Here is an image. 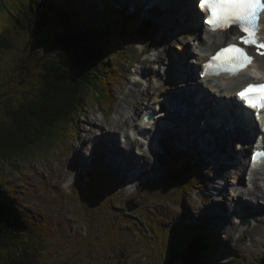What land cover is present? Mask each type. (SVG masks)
<instances>
[{
  "label": "rangeland",
  "instance_id": "1",
  "mask_svg": "<svg viewBox=\"0 0 264 264\" xmlns=\"http://www.w3.org/2000/svg\"><path fill=\"white\" fill-rule=\"evenodd\" d=\"M29 1L34 7L42 2ZM4 2L5 0H0V7H3L0 15L6 18L8 11L4 9ZM86 2L90 3L87 6L89 10L97 8L104 12L113 6L119 13L126 4L124 0ZM6 3L13 11L16 7L26 5V0H6ZM126 9L127 21L122 30L125 32L123 36L127 48L123 50V57L119 60L111 59L112 75H105L107 84L104 93L100 96L97 93L92 99L87 98L84 109L66 126L56 128L53 131V139L39 149L34 148L32 154L0 163V178L4 182L5 190L18 198L23 211L30 213L32 220H43V225L38 227L37 223L29 228L32 230L31 234L35 231L40 239L36 242L42 248V254L38 256L40 264H183L184 257L185 261L191 262L192 256H186L184 240L193 235L189 227L192 221L208 224L212 237H216L218 246L211 252L215 256L213 260L217 262L213 263L264 264V249L258 253L252 251V245L249 246L252 239L256 242L260 239L264 241L260 230H250L258 222V216L249 217L250 223L234 222L233 213L236 211L232 210H226L230 212L231 218L226 219V215H217V218L211 216L212 208L213 211L216 207L221 208L209 194L212 179L216 176V167L219 169L218 181L227 174L225 180H222L225 189L219 190L223 191L227 201H232L242 194L250 198L248 187H253L258 182L252 184L253 175L244 176L243 172V184L238 185L237 178L240 173L237 170L243 165V162L235 159L240 161L239 155H236L242 151L239 149V143L233 145L230 141L227 142L225 153L220 152L221 147L212 145L213 157L211 154L201 152L200 155V152L194 151V145L190 144L195 139L192 131L184 138L175 132H160L158 137L162 141L159 145L154 138L151 140L154 142L153 146L159 150H149L150 145L147 144L137 147L138 153L145 152L149 155L148 161L146 158L138 159L137 165L127 169L128 172H125L118 160L108 161L109 154L105 148L93 144L95 139H101L102 131L115 127V132H119L128 116H133L139 122V114L134 110L130 111L133 108H140L139 112L141 109L144 111L150 102L155 104V88L145 86L143 80L141 86L134 85L138 75L141 78L147 77L149 82L157 83L164 55L167 58L172 50L182 53L186 45L191 51L187 56L188 60L198 56L199 50L195 40L187 33L183 40L182 36L174 39L173 31L180 33V21H172L171 17L155 18L152 16L155 10L152 13L144 12L142 17L140 13L138 16V10L134 11L133 6ZM18 10L19 8L12 16L8 31L0 27L4 29L1 30L4 35L0 41H12L11 47L0 49V124L7 120L8 112L12 108L17 107L27 96L36 93L44 63L52 62L54 58L51 44L54 31L42 30L36 37H31L26 29L18 27L20 24L16 23V17L21 15L23 22L25 15L22 11H28ZM38 11H42V6ZM169 21L175 23V30H165L166 23L170 24ZM142 25L150 28L146 29L143 35H139L136 30ZM152 27L160 29L156 34L157 47L154 50L145 48L146 42L141 41L145 35L151 33ZM59 30L61 31L62 27L59 26ZM183 30L188 32L186 28ZM131 31L134 34H128ZM136 38L140 41L135 42ZM146 58V64H143ZM168 81L167 76H164L163 84L166 85ZM171 82L176 83V78ZM179 83L180 79L177 87ZM149 133L155 135L156 131L151 130ZM202 133H198V138H201ZM170 136L176 138L174 143L179 146L173 145ZM234 146L237 151L232 150ZM182 148H186L185 151L181 150ZM187 159L194 161L195 170L186 172L180 169L183 161ZM220 160L223 161L221 168ZM139 162L143 163L138 164ZM90 168L101 173V187L96 189L97 193L94 195L88 194V191L95 190L99 185L95 178L87 191L83 192L81 188L85 184L80 186L86 176L87 179L90 178L87 174ZM135 170L142 173H138L132 180L124 179L126 174L138 172ZM260 175L263 177L264 172ZM190 177H194L193 184ZM262 186L264 189V181L260 180V186L258 184L253 188L259 191ZM221 197V194L215 196L217 200ZM260 200L264 204V197L260 196ZM208 201L214 202L213 205ZM128 203L135 205V209L129 210ZM202 204L204 208L201 210L205 212L197 213L198 210L194 208ZM254 207L251 209H260ZM186 210L200 215L183 220L182 216H185ZM227 221L231 222L230 226ZM184 253L186 255L182 256Z\"/></svg>",
  "mask_w": 264,
  "mask_h": 264
},
{
  "label": "trees",
  "instance_id": "2",
  "mask_svg": "<svg viewBox=\"0 0 264 264\" xmlns=\"http://www.w3.org/2000/svg\"><path fill=\"white\" fill-rule=\"evenodd\" d=\"M88 4L86 0H42L38 7H34L26 0V5L12 11L5 0L3 6L8 17L0 15V27L8 31L12 16L19 8L18 11L28 12L22 11L25 15L23 22L19 15L16 23L31 37H36L42 30L54 31L55 35L51 43L54 58L52 62L44 63L38 90L12 108L7 120L0 124V163L32 154L34 148L39 149L53 139L56 128L66 126L84 109L87 98L104 93L105 75H112L111 59L119 60L127 48L122 30L127 21V9L119 13L111 6L102 12L97 8L89 10ZM40 6L41 12L38 11ZM0 10L3 11V7ZM1 30L4 29H0V38L4 35ZM148 38L150 45L155 44L153 34ZM11 46L10 40L0 41V49ZM183 162L180 169L186 172L195 170L194 161L187 159ZM91 172L89 179L100 178L99 171ZM190 178L193 184L194 177ZM95 182L99 185L95 190L90 189L88 194H96V189L101 187L98 180ZM37 223L39 227L43 220H32L30 213L23 211L18 198L5 190L0 178V264H40L38 256L42 254V248L36 243L40 239L29 229ZM189 227L193 235L183 239L187 255L182 256L191 255L192 261H185L184 257L183 264H215L213 262L217 261L213 260L215 256L211 251L218 243L216 237H212L209 225L192 221Z\"/></svg>",
  "mask_w": 264,
  "mask_h": 264
},
{
  "label": "bare ground",
  "instance_id": "3",
  "mask_svg": "<svg viewBox=\"0 0 264 264\" xmlns=\"http://www.w3.org/2000/svg\"><path fill=\"white\" fill-rule=\"evenodd\" d=\"M124 1L131 3L134 9L138 10V15L139 13L140 15L142 14L141 8H145V5L148 3L149 6L155 9V13L152 14L153 17L162 18V19H168L169 17H171L172 21H180L181 22L180 29L186 28L187 31H191V33L188 32L187 34L195 40V44L197 45V48L199 50L197 58L191 59L194 62L202 63L203 61H205V59L207 60L210 52L212 51V53H214L216 51L214 50V48L217 49L223 44L224 40H226L227 42V40L231 37V35L232 34L234 35V31L232 29L231 31L233 32L230 35L228 33L218 32L214 34L206 33L205 36H201L200 34L201 32L204 31V26L202 23L200 24L196 18V17H200V15H198L199 14L198 12L200 11H198L197 8L194 7L192 0H124ZM156 3H159V4L162 3V4L158 6V4ZM152 4H155V6ZM164 4L166 7H168V9L164 10L161 14H159L158 9ZM148 15H151V14H148ZM166 24H168V22ZM185 33L186 32L182 30L176 37H174V39H179L181 36H182V40L185 39V37H187ZM168 52L169 51H167V53ZM160 53L161 52H159V54ZM170 53L172 54V58L170 59L169 64L173 65L175 68H177V70H179L180 68H183V72L185 75H183L182 77L184 79H192V81H187L184 89L179 91L182 97L179 98L178 95L172 97L171 94H169L170 92L169 88H173V90L171 91H173L175 95L178 87L175 88L176 83L174 82H167L166 85L163 84L162 79L164 78H163L162 73L159 74V79H157V83L155 84L151 81L149 82L147 80L148 79L147 77L145 76L142 77V80L144 81L145 84H149L152 88H155V92H154L155 96L153 97V99L155 100V104L154 103L153 104L158 105L159 102H163V101L168 102L170 103V106H171L170 110L167 111L166 114L162 113L161 116L157 115L156 117H154L155 119H152L151 121H147L145 119L146 113H148L149 111H152L153 109L155 112H157L158 111L157 109L159 108L157 107V109H155V106L151 102L149 106H146L144 108V111L143 109H141L138 112L140 108L135 107V109L133 108L130 111L133 112L134 110L135 113L139 114V122H137L138 120L136 121L133 116H128L124 120V127H122L119 130V132H115V130H117L115 127H112L111 130L108 129V131L107 130L102 131V133L100 134L101 139L100 140L95 139V142L93 144H95L99 148L100 147L105 148L109 154L108 161L112 162L114 160H118V162L121 163L122 167H124L125 172H128L127 169L130 170L132 167H135L137 165V162L139 161L138 159L146 158V160L148 161V157H147L149 156L148 154H146L145 152H140V153L137 152V149H138L137 147L139 146L143 147L145 145L138 140L137 136L141 133L149 134V136L154 138V141H157L159 145V143H161L162 141V139L158 137V134L160 132H164V131L165 132L167 131L175 132V133H178L182 138H184L187 133L192 131L195 134V139H193L194 141H191L190 144L194 145L196 149L194 151L196 153L200 152V155H202V153L203 154L207 153V155L211 154V156H213L212 151H211L212 145H217L221 147L222 150L221 151L219 150V151L221 153H225L226 145L229 143V141L233 145H236V142H237V144L238 143L240 144L239 149L242 151H241V154L240 152L236 153V155L237 154L239 155L240 161L238 160V158H235V159L240 163L243 162V165L241 166V168L237 170L240 173L239 177L237 178V182H238V185H242L244 181L242 173L244 172V176H246L247 170L249 169V166L251 165L250 162L249 163L245 162L246 158L249 156L248 150L250 148L249 142L251 141L250 139L251 136L249 134L245 135L243 133H240L239 130L218 131L217 133L219 134H217V136H215L214 139L211 140L209 139V137L205 136L203 133L206 132L208 129L213 130L210 126H209L210 128L207 127L206 117L208 116L211 123L214 121L215 118H217L215 115H213L211 111L212 99H217L218 102H221L220 105H222V103H228L230 108L225 107V111L223 110V112L225 114L233 113L234 112L233 105L237 103V105H235V107L237 108V106H239V104L242 105V103L236 97H233L232 93L236 91V88L239 85H244L248 83L249 81H255V79H251L249 77V74H254V72L245 71L242 74L230 80L229 78L224 77V80L222 82H217V83L211 80H208V83H204L200 79L198 80L196 79V81L194 79L193 81V77L195 75L193 64L195 63L192 62L193 63L192 64L191 60H188L187 58V56H189V53H191V51L189 50V47L187 45L184 46V52L182 53H177L175 50H172V52ZM146 60L147 59L143 61V64H146ZM166 60L167 58L164 55L162 63H164ZM156 61H158V59H156ZM257 66L259 69V73L264 75V57L259 59ZM135 77H137V75ZM134 83H135L134 85L139 84L141 86V81H139L138 79ZM210 86H214V88L216 89L214 91L215 93H213L210 90L209 88ZM147 91L149 90L147 89ZM138 92L142 94L141 91H138ZM149 96L150 94L145 97L148 98ZM217 101L215 100L214 102H217ZM242 114L243 112L239 114L234 113V115H239V117H237L236 120L240 119V115ZM129 119H132V120L130 121ZM159 121H162V124L158 126L155 135H152L151 133L148 132V130H150L151 128H153L152 130H154L155 124L153 125L151 124L152 123L157 124ZM147 123H149L148 127H146ZM200 132H203V133H202L201 138H198V133ZM170 137H172L171 142H173V145L179 146L178 143H174L175 142L174 139L176 138L174 136H170ZM228 137L230 139H227ZM152 148H153V145H152ZM227 148H228V145H227ZM185 149L186 148H182L181 150L185 151ZM158 150L159 149H156V151ZM232 150L233 151L236 150V147L235 146L232 147ZM142 151H146V150L142 149ZM142 163L143 162H139L138 164H142ZM222 163L223 161L220 160V168L222 166ZM254 166H257V164H254ZM217 168L218 167H216V176L215 178L212 179V182H211L212 186L210 188L209 194L213 198V201L217 202L221 206V208L216 207L214 211L212 208L211 216H214L215 218H217V215H226L227 216L226 219L231 218L229 216L230 212L226 210H230V211L232 210L233 212L236 211L235 213H233L234 222L236 221V218H241V220H244L249 217L257 218L258 216L259 217L257 218L258 222L256 223L255 227L250 230H254V229L260 230L261 231L260 235L263 236L264 235V204L261 202L260 196L264 197V189H263V186L262 188H260L259 191L254 188H256L258 184L260 186V180L263 179L260 173H261V170H263L262 172H264V168L255 170L254 172V176L251 180L252 184H254V182L256 181L258 182H256V184L253 186L254 188L252 186L248 187L247 193L250 196V198H247L244 194H242L238 197L233 198L232 201L226 200L225 195L223 194V191L219 192V190L225 189V183L222 180H225L226 178L225 176L227 174H225L224 177L221 178L222 180L220 179L221 181H218L217 179H218L219 169ZM137 171L138 172H132V173L126 174L124 179L128 178V180L129 179L132 180L135 178V176H138V173H142V171L140 170H137ZM177 178H178V175H177ZM175 179H176V176H175ZM234 185L236 184L234 183ZM219 194H221L222 197L219 200H217L216 199L217 197L215 198V196ZM208 202H210L212 205L214 203L212 201H208ZM254 206H257L260 209L252 210L255 208ZM202 208H204V204L197 206L194 209L198 210L197 213L201 214V212H205L204 210L203 211L201 210ZM191 211L186 210L185 216H182L183 220H187L189 218H192L193 216L200 215V214H195ZM251 213L254 215L249 216V214ZM226 223L228 225L229 224L231 225V222L227 221ZM250 245H252L251 247H253L252 251H256L258 253L261 252L262 249H264L263 247L264 241L262 242L261 239L259 242H256L255 240L252 239V242L249 244V246Z\"/></svg>",
  "mask_w": 264,
  "mask_h": 264
},
{
  "label": "snow or ice",
  "instance_id": "4",
  "mask_svg": "<svg viewBox=\"0 0 264 264\" xmlns=\"http://www.w3.org/2000/svg\"><path fill=\"white\" fill-rule=\"evenodd\" d=\"M203 3L210 9L211 18L207 22L213 29L216 26L227 28L238 24L240 30L246 33V36L241 37L242 43L255 45L257 49H264V44L256 39V32L259 30V16L264 13V0H203ZM259 54L264 55V51ZM214 59L231 64L232 70L237 71L252 63L253 58L243 48L229 45L222 49ZM254 88L264 89V84H250L237 95L253 108H264V92L256 96L248 95Z\"/></svg>",
  "mask_w": 264,
  "mask_h": 264
},
{
  "label": "water",
  "instance_id": "5",
  "mask_svg": "<svg viewBox=\"0 0 264 264\" xmlns=\"http://www.w3.org/2000/svg\"><path fill=\"white\" fill-rule=\"evenodd\" d=\"M144 28H148V27L146 26V27H144ZM138 32H139V33H138L139 35H142V34L144 33V31H141V30H139ZM128 209H129V210H133V209H135V205L133 206V205H131L130 203H128ZM246 221H247V219L244 220V222H246Z\"/></svg>",
  "mask_w": 264,
  "mask_h": 264
}]
</instances>
